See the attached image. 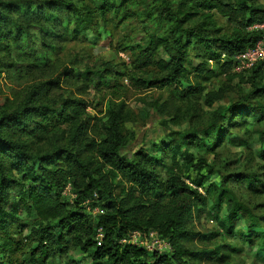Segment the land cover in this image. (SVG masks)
<instances>
[{
  "label": "trees",
  "instance_id": "16d2710c",
  "mask_svg": "<svg viewBox=\"0 0 264 264\" xmlns=\"http://www.w3.org/2000/svg\"><path fill=\"white\" fill-rule=\"evenodd\" d=\"M144 1L0 0V52L32 56L41 65L50 60L59 40L97 33L100 28L109 35L110 24L138 19L146 35L135 46H123L131 52V69L117 74L118 80L126 77L136 89L174 86L182 102L203 96L205 106L212 110L206 128L176 131L178 144L168 146L174 156L181 151L185 163L200 173L207 164L203 158L195 160L192 150L212 151L224 140L233 143L231 130L239 123L245 127L249 119L262 120L260 109L251 100L261 91L258 86L264 82V63L240 73L232 67L234 56L261 37L262 33L247 27L264 21V6L258 0ZM143 2L148 7L140 10ZM216 17L224 19L230 30L220 27ZM192 59L197 63H191ZM96 75L104 78L102 71ZM205 76L250 82L253 90L228 107L213 108L223 100L224 92L205 93L203 84L196 81L207 79ZM105 79L109 81L111 76ZM43 87L35 86L13 110L0 113V263L6 254L21 251L20 264H48L50 252H67L63 243L68 237L91 264H192V260L201 259L203 253L187 244L195 236L189 227L192 217L207 205L206 196L198 189L207 176L199 175L190 184L174 169L162 181L153 155L142 150L131 159L122 155L134 134L125 127L133 115L119 97L107 102L104 132L96 140L87 137L91 118L81 101L66 98L53 106ZM150 106L161 114L165 110V103L155 101ZM181 120L178 116L170 119L175 125ZM257 135L264 160V131ZM42 136L60 145L53 143L51 151L31 152L26 139ZM105 167L108 173L102 172ZM111 176L126 182L120 194L115 192L117 184ZM231 179L233 176L208 187L211 207L218 212L225 205L224 221L231 222L228 234L245 208L228 187ZM244 180L250 184L251 178ZM66 187L74 198V208L79 209L62 201ZM14 189L18 199L11 194ZM86 204L94 208V220L82 211ZM21 205L30 222L14 225ZM252 227L257 224L251 220L247 229ZM99 229L102 236L98 239ZM134 230L155 231L170 248L147 251L120 242ZM250 233L264 253V228ZM250 233L243 236L245 241H252ZM29 241L33 245L26 248ZM214 253L220 254V248Z\"/></svg>",
  "mask_w": 264,
  "mask_h": 264
},
{
  "label": "rangeland",
  "instance_id": "374dc122",
  "mask_svg": "<svg viewBox=\"0 0 264 264\" xmlns=\"http://www.w3.org/2000/svg\"><path fill=\"white\" fill-rule=\"evenodd\" d=\"M144 2L140 10L147 9L148 6L146 7ZM258 3L264 6V0H258ZM216 18L220 27L226 31L230 30L231 26L224 19ZM145 31L136 18L120 20L109 25V35L100 28L97 33L88 32L75 39L57 41L55 52L50 54V60L41 65L32 56L19 55L15 51L10 55L0 52V113L13 110L32 88L44 84L46 98L53 106L66 98L81 101L85 106V114L91 118L87 137L97 140L104 132L107 102L119 97L133 115L125 127L128 133L134 134V138L121 150L122 155L131 159L140 150L153 155L158 162V174L162 181H165L174 169L190 184L191 180H197L199 175L207 176L204 186L198 188L206 196L207 205L200 209L199 215L192 217L189 227L195 236L193 242L187 244L191 250L203 255L201 259L192 260L191 263L264 264V253L258 250L250 233L254 228H264V160L259 155L260 142L257 135L259 131H264V82L258 86L261 91L257 97L251 100L253 106L260 109L262 120L249 119L245 127L239 123L231 130L235 138L233 143L224 140L212 151L197 148L192 150L195 160L203 158L207 164L199 173L185 163L181 151L174 156L168 146L178 144L176 131L207 126L212 110L205 106L203 96L189 97L182 102L174 86L162 90L136 89L126 77L118 80L117 74H126L131 69V52L123 50V46L138 44L145 37ZM191 63L196 64L197 60L192 59ZM98 71H102L104 78L98 79ZM110 76L111 79L107 81L105 78ZM205 77L207 79L196 78V81L205 87V93L218 89L224 92L223 100L216 102L213 108L228 107L253 90L250 82L240 83L237 79L228 82L224 77ZM155 101L165 103L162 114L150 106ZM173 116L182 118L179 125L170 121ZM26 140L30 142V151L33 153L51 151L53 143L60 145L56 141L52 143L48 136ZM108 171L105 167L102 172ZM230 176H233V179L228 181V187L234 191L245 208L239 211V217L232 223L233 231L228 234L227 226L231 222L224 221L225 205L222 204L218 212L211 207L212 197L208 187L209 184H220L224 178L229 179ZM247 176L251 178L250 184L244 180ZM112 182L117 184V194L121 193L123 187H127L120 176L114 177ZM11 194L13 198L18 199L16 189L12 190ZM160 196L161 194H158V197ZM73 200L70 191L65 190L62 201L71 209H79L80 207L74 208ZM93 209L86 204L82 211L94 220L97 215L91 214ZM13 220L14 225L29 224L30 217L25 215L23 205ZM251 220L257 227L247 229ZM249 233L252 241H245L244 237ZM32 245L29 241L26 248ZM63 246H67V252H50L51 260L48 264H91L90 258L74 245L70 237L65 239ZM216 248H220V254L214 253ZM224 255L228 256L227 259ZM22 259L21 251L8 253L4 263L0 264H20Z\"/></svg>",
  "mask_w": 264,
  "mask_h": 264
},
{
  "label": "built area",
  "instance_id": "2783aa9c",
  "mask_svg": "<svg viewBox=\"0 0 264 264\" xmlns=\"http://www.w3.org/2000/svg\"><path fill=\"white\" fill-rule=\"evenodd\" d=\"M248 31H258L262 33L255 43L246 47L234 56L233 67L234 72H245L254 67L257 63H264V21L255 23L247 27ZM65 190H68L66 187ZM97 210L95 209V212ZM102 236L101 229L98 230L97 238ZM123 244H130L142 247L147 251L163 252L170 248L169 244L162 239L155 231L134 230L127 232L120 240Z\"/></svg>",
  "mask_w": 264,
  "mask_h": 264
}]
</instances>
